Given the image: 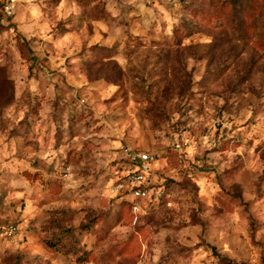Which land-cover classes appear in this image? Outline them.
Instances as JSON below:
<instances>
[{
	"label": "rangeland",
	"instance_id": "374dc122",
	"mask_svg": "<svg viewBox=\"0 0 264 264\" xmlns=\"http://www.w3.org/2000/svg\"><path fill=\"white\" fill-rule=\"evenodd\" d=\"M0 264H264V0H0Z\"/></svg>",
	"mask_w": 264,
	"mask_h": 264
},
{
	"label": "built area",
	"instance_id": "2783aa9c",
	"mask_svg": "<svg viewBox=\"0 0 264 264\" xmlns=\"http://www.w3.org/2000/svg\"><path fill=\"white\" fill-rule=\"evenodd\" d=\"M10 7L11 5L7 7L8 11ZM177 147H181V144L177 143ZM123 154L129 160L130 165L118 182V189L128 192L135 198H148L152 195L158 198L162 194V190L155 189L145 183L146 175L156 162V155L149 151H138L130 148L123 149Z\"/></svg>",
	"mask_w": 264,
	"mask_h": 264
},
{
	"label": "clouds",
	"instance_id": "9594fccd",
	"mask_svg": "<svg viewBox=\"0 0 264 264\" xmlns=\"http://www.w3.org/2000/svg\"><path fill=\"white\" fill-rule=\"evenodd\" d=\"M128 2H129V3H135V0H128ZM158 6H159V5H157V7H158ZM141 7H142V5H141ZM176 7L179 8L180 5L177 4ZM114 14H115V13H114ZM120 63H121V65H125V64H127V61L121 59V60H120ZM113 91H115V89H113ZM137 211H139V209H137Z\"/></svg>",
	"mask_w": 264,
	"mask_h": 264
},
{
	"label": "trees",
	"instance_id": "16d2710c",
	"mask_svg": "<svg viewBox=\"0 0 264 264\" xmlns=\"http://www.w3.org/2000/svg\"><path fill=\"white\" fill-rule=\"evenodd\" d=\"M224 258V257H223ZM224 260H226V259H224Z\"/></svg>",
	"mask_w": 264,
	"mask_h": 264
}]
</instances>
